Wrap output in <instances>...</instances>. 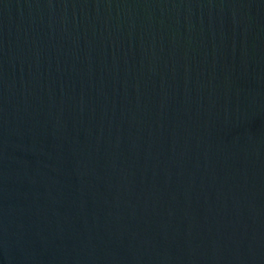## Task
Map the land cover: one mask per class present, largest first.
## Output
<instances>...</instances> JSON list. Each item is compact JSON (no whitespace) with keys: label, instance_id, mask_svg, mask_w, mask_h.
Wrapping results in <instances>:
<instances>
[{"label":"water","instance_id":"1","mask_svg":"<svg viewBox=\"0 0 264 264\" xmlns=\"http://www.w3.org/2000/svg\"><path fill=\"white\" fill-rule=\"evenodd\" d=\"M0 264H264V0H0Z\"/></svg>","mask_w":264,"mask_h":264}]
</instances>
